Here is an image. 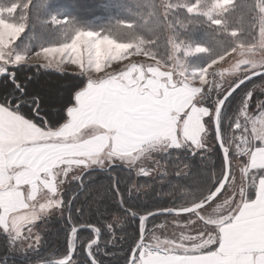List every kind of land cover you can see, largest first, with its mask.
I'll return each mask as SVG.
<instances>
[{
	"label": "trees",
	"instance_id": "16d2710c",
	"mask_svg": "<svg viewBox=\"0 0 264 264\" xmlns=\"http://www.w3.org/2000/svg\"><path fill=\"white\" fill-rule=\"evenodd\" d=\"M179 1L182 0L167 1L171 9L166 16L159 0H0V7L12 9L2 13L5 19L24 25L12 44L13 53L32 54L61 44L76 28L122 40L140 36L150 42L155 39L148 34L153 25L160 31L158 48L162 51L167 47L164 32L170 18L186 22L193 17L183 8H173L174 2ZM178 28L180 26L176 30ZM182 28L181 38L206 46L208 52L203 54L204 58L212 57V53L221 51L228 43L221 29L202 17ZM258 77L235 89L222 108L228 113L237 111L239 96ZM87 83L81 73H69L37 62L19 63L0 74V104L42 128L56 129L67 120L76 93ZM223 123L220 121L218 126L226 145ZM212 131L215 138L213 124ZM163 157L170 174L166 179L136 178L131 166L117 162L105 167L83 168L73 181L63 185L61 202L52 208L45 221L38 219L20 233L37 226L41 246L32 255L9 253L6 237L15 234L0 228V264H30L67 257L70 246L73 254L65 264H125L139 239L140 216L152 210L185 207L204 200L218 186L224 173L223 154L216 139L209 151L172 148L165 151ZM178 171L181 174L174 175ZM252 171L253 179L264 175V168ZM252 191L250 187L246 196ZM56 212L60 214H53ZM169 216L147 217L143 222L145 238L152 230L162 227L163 220ZM76 226L85 227L77 229L70 241L69 232ZM96 235L97 240L88 246L87 252L88 242Z\"/></svg>",
	"mask_w": 264,
	"mask_h": 264
},
{
	"label": "rangeland",
	"instance_id": "374dc122",
	"mask_svg": "<svg viewBox=\"0 0 264 264\" xmlns=\"http://www.w3.org/2000/svg\"><path fill=\"white\" fill-rule=\"evenodd\" d=\"M167 1L159 0L165 16L171 9ZM173 8H183L193 17L186 22L170 18L164 32L167 47L162 51L158 48L161 46L157 37L160 31L158 26L153 25L148 34L155 39L150 42L140 36L122 40L121 37L76 28L66 42L42 48L32 54H22L11 50L24 25L5 19L2 13L12 9L0 7V74L12 65L37 62L69 73L84 74L88 81L116 77L140 84L146 82L148 77H154L169 84L188 85L194 90L193 105L183 115L184 119L179 116L178 120L184 121V129L189 131L183 137L179 134L177 143L173 137L119 156L112 155L111 149L105 148L102 152L95 151L83 157L81 166H104L118 162L131 166L136 178L146 176L166 179L170 174L165 169V151L172 148L211 150L215 141L211 119L219 96L242 76L264 69V0H182L174 2ZM198 17L218 26L228 38L226 47L212 53V57H203L208 52L203 44L181 38L182 26L194 23ZM178 26L180 28L176 30ZM210 76L212 80H209ZM239 97L237 111L228 113L221 108L218 115V123L224 121L223 137L230 152V173L224 188L213 201L196 212L166 217L163 226L152 230L144 239L149 245L171 250L210 247L215 240L216 223L228 216L230 206L233 207L241 195L249 193L253 185L252 170L261 169L253 167L251 153L264 147V74ZM180 174L178 171L174 175ZM60 176L57 195L66 182L76 177L68 179L64 175ZM45 197L54 198L53 195ZM46 217L40 218V221L43 223ZM36 227L23 234L7 236L8 252L32 255L37 251L42 238ZM72 238L73 234L70 240ZM145 248V245L139 248V255Z\"/></svg>",
	"mask_w": 264,
	"mask_h": 264
},
{
	"label": "crops",
	"instance_id": "0c3cea01",
	"mask_svg": "<svg viewBox=\"0 0 264 264\" xmlns=\"http://www.w3.org/2000/svg\"><path fill=\"white\" fill-rule=\"evenodd\" d=\"M193 100L188 85L154 77L140 84L116 77L88 81L56 129L42 128L0 104V228L18 235L49 216L61 202L58 175L73 178L83 157L95 151L110 148L119 156L183 137L189 131L183 115ZM250 159L253 167L264 168V147L253 150ZM251 188L252 194L241 195L217 223L210 247L165 248L163 255L140 254L133 264H264V175L253 179Z\"/></svg>",
	"mask_w": 264,
	"mask_h": 264
},
{
	"label": "water",
	"instance_id": "95a60500",
	"mask_svg": "<svg viewBox=\"0 0 264 264\" xmlns=\"http://www.w3.org/2000/svg\"><path fill=\"white\" fill-rule=\"evenodd\" d=\"M264 74V69H261V70H257V71H254V72H251L245 76H243L242 78H240L239 80H237L235 83H233L222 95L221 97L219 98L217 104H216V109H215V112H214V115H213V119H212V122H213V127H214V132H215V137H216V142L219 146V148L221 149L222 151V154H223V160H224V173H223V176H222V179L219 183V185L213 190V192L207 196L203 201L201 202H198L196 204H192L190 206H186V207H178V208H175V207H167V208H161V209H156V210H152L146 214H143L142 216H140L139 218V239L137 241V243L133 246L130 254H129V257H128V260L126 262V264H131L133 259H134V256H135V253L137 251V249L143 244V220L151 215H162V214H165V215H174V214H186V213H190V212H194V211H197L198 209L202 208L203 206L207 205L208 203H210L223 189V187L225 186L227 180H228V176H229V170H230V163H229V157H228V152H227V148L226 146L222 143V139H221V135L219 133V128H218V115H219V111L221 109V107L223 106V104L225 103V101L227 100V98L231 95V93L237 89L241 84H243L245 81L251 79V78H254V77H257V76H260ZM82 227H85V226H76L74 228H72L70 230V233H69V240L71 238V235L74 231H76L77 229L79 228H82ZM97 237L98 235L91 241L88 242L87 246L97 240ZM86 246V248H87ZM87 250V249H86ZM72 254H73V249L70 248L69 249V252H68V256L66 258H63V259H51V260H46V261H40V262H35V263H32V264H65L67 263L71 257H72Z\"/></svg>",
	"mask_w": 264,
	"mask_h": 264
},
{
	"label": "built area",
	"instance_id": "2783aa9c",
	"mask_svg": "<svg viewBox=\"0 0 264 264\" xmlns=\"http://www.w3.org/2000/svg\"><path fill=\"white\" fill-rule=\"evenodd\" d=\"M148 251L153 254H162L164 252L163 249H155V248H150Z\"/></svg>",
	"mask_w": 264,
	"mask_h": 264
},
{
	"label": "bare ground",
	"instance_id": "6f19581e",
	"mask_svg": "<svg viewBox=\"0 0 264 264\" xmlns=\"http://www.w3.org/2000/svg\"><path fill=\"white\" fill-rule=\"evenodd\" d=\"M214 199H215V198H214ZM214 199H213V200H214ZM213 200H212V201H213Z\"/></svg>",
	"mask_w": 264,
	"mask_h": 264
},
{
	"label": "snow or ice",
	"instance_id": "6c2138e0",
	"mask_svg": "<svg viewBox=\"0 0 264 264\" xmlns=\"http://www.w3.org/2000/svg\"><path fill=\"white\" fill-rule=\"evenodd\" d=\"M46 51H48V50H46Z\"/></svg>",
	"mask_w": 264,
	"mask_h": 264
}]
</instances>
